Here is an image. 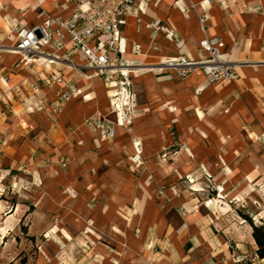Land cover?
<instances>
[{"label":"crops","instance_id":"obj_1","mask_svg":"<svg viewBox=\"0 0 264 264\" xmlns=\"http://www.w3.org/2000/svg\"><path fill=\"white\" fill-rule=\"evenodd\" d=\"M73 6L69 0H0V211L9 205L2 198L5 188L34 182V200L44 196L39 206L32 203L34 211L52 207L50 198L61 202L62 207H55L66 214L80 208L89 239L97 241L93 250L104 261L111 251L98 243L116 245L120 215L129 211L128 229L140 232L136 262L149 264L144 254L153 257L151 242H158L165 253L174 230H181L192 244L189 253H183L185 264H237L224 259L225 248L217 250L206 231L171 225L169 217L176 214L165 211V192L160 197L152 189L170 176L165 151L169 154L175 144L185 143L190 155L205 152L200 164L204 160L211 165L214 158L228 162L230 137L261 140L264 0H134L123 26L121 54L134 65L106 72L108 82L70 44L59 49L57 39L30 60L14 48L20 30L43 23L54 26ZM211 37L222 40L223 59L236 66L233 81L213 85L201 72L182 78L177 69L166 66L178 59L209 62L200 42ZM123 76L131 83L133 109L117 112L114 82ZM66 87L71 98L62 102ZM57 102L61 109L55 112ZM173 159L178 164L180 157ZM27 207L15 204L3 218L1 231L12 232ZM225 229V235L234 231L232 241L239 250L245 243L257 250L247 238V224L245 234L236 225ZM199 249L202 255L193 260ZM164 258L161 263L167 264Z\"/></svg>","mask_w":264,"mask_h":264},{"label":"rangeland","instance_id":"obj_2","mask_svg":"<svg viewBox=\"0 0 264 264\" xmlns=\"http://www.w3.org/2000/svg\"><path fill=\"white\" fill-rule=\"evenodd\" d=\"M258 109L264 111V108ZM230 138L233 150L226 155L228 162L223 163L212 157L211 165L203 163L205 152L198 150L192 152L191 156L185 143L175 144L169 154L165 151V160L171 161L169 166H165V170L171 171L170 176H165L164 183L157 182L152 191L160 197H164L160 192H165V211L176 214L170 213L171 225L181 223V228L193 227L195 232L206 231L217 250L225 248L224 259L242 264L257 261L256 251L248 243L239 250L232 241L234 231L226 235L224 232L225 228L232 229L236 225L239 232L244 233L249 219L255 225L264 223V134L258 142L255 139L246 141L238 136ZM175 156L180 157L178 164L172 162ZM201 159H204L202 164ZM17 173L18 170L15 171ZM23 183L10 184L4 190L5 196H2L9 205L0 211V264H145L135 261V244L140 232L137 228L128 229L129 211L120 215L123 224L118 232L120 236L115 240L116 245L98 243L106 252L108 249L111 251L105 254L107 260L104 261L93 250V242L97 241L91 242L89 239V229L83 225L86 217L80 208L66 214L64 210L56 208L62 207L61 202L50 198L52 207H43L36 213L32 203L39 206V200L44 196L37 197L38 201H35L37 187L34 182ZM36 183L41 184L39 180ZM19 202L28 206L24 209L25 214L18 219L12 232L3 234V218ZM181 232L174 230L175 236H170L171 246L165 249V253L158 242H151L148 247L154 254L151 258L144 254L147 263L162 264L161 259L165 257L167 264H185L183 253L188 254L192 244L182 238ZM200 255L201 249L192 254V259L196 260Z\"/></svg>","mask_w":264,"mask_h":264},{"label":"built area","instance_id":"obj_3","mask_svg":"<svg viewBox=\"0 0 264 264\" xmlns=\"http://www.w3.org/2000/svg\"><path fill=\"white\" fill-rule=\"evenodd\" d=\"M74 2L71 13L64 20L54 26L43 23L31 30H20L17 34L15 49L30 60L40 55L47 45L60 42V49L70 44L86 60L89 68L108 82L105 75L108 71H116L134 65L124 61L123 53V26L127 14L133 9L134 0H69ZM204 19H201V22ZM152 28L158 29L155 25ZM223 42L218 37L204 38L200 42V49L210 55L209 62H189L185 59L169 61L166 66L177 69L179 75L185 78L192 73L201 72L209 84H218L223 81H233L236 77V66L225 61L222 57ZM138 50L137 47L134 48ZM123 80L114 82L113 95L114 110L117 112L131 111L130 82L126 76ZM70 87L61 95V101L67 102L71 98ZM45 107L46 102H39ZM61 109V102L53 104L55 112ZM126 123L130 117L124 115Z\"/></svg>","mask_w":264,"mask_h":264},{"label":"trees","instance_id":"obj_4","mask_svg":"<svg viewBox=\"0 0 264 264\" xmlns=\"http://www.w3.org/2000/svg\"><path fill=\"white\" fill-rule=\"evenodd\" d=\"M249 224L252 227V236L257 244L256 257L257 261H247L242 264H264V223L255 225L250 219Z\"/></svg>","mask_w":264,"mask_h":264},{"label":"bare ground","instance_id":"obj_5","mask_svg":"<svg viewBox=\"0 0 264 264\" xmlns=\"http://www.w3.org/2000/svg\"><path fill=\"white\" fill-rule=\"evenodd\" d=\"M170 61H175V60H170ZM169 62V61H168ZM116 90H114V94L115 95ZM104 229V226H103ZM3 233H5V230L2 231ZM247 238L250 240L251 244L254 245V247L257 249V244L252 236V227L250 225L247 224V232H246ZM200 242H204V238L200 237Z\"/></svg>","mask_w":264,"mask_h":264}]
</instances>
